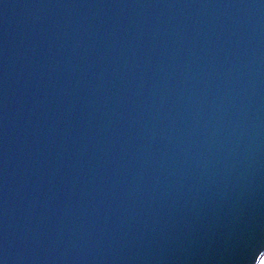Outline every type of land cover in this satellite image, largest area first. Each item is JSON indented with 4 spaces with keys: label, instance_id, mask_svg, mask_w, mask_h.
<instances>
[{
    "label": "water",
    "instance_id": "1",
    "mask_svg": "<svg viewBox=\"0 0 264 264\" xmlns=\"http://www.w3.org/2000/svg\"><path fill=\"white\" fill-rule=\"evenodd\" d=\"M0 264H264V0H0Z\"/></svg>",
    "mask_w": 264,
    "mask_h": 264
}]
</instances>
